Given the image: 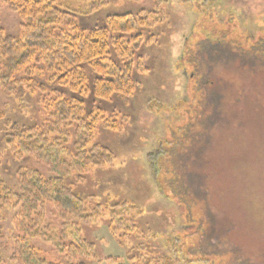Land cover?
<instances>
[{
  "label": "rangeland",
  "instance_id": "1",
  "mask_svg": "<svg viewBox=\"0 0 264 264\" xmlns=\"http://www.w3.org/2000/svg\"><path fill=\"white\" fill-rule=\"evenodd\" d=\"M5 1L0 0V26L15 35L19 18ZM63 2L59 9L85 29L128 11L155 20L151 32L142 30L152 39L136 52L145 69L136 74L138 84L130 95L106 99L91 90L71 93L47 80V74L34 79L42 89L32 83L34 91L23 96L13 97L0 86V111L22 124L41 119V97L54 91L81 99L86 111L117 114L112 129L98 120L94 136L115 159L87 173L76 188L97 201L109 196L138 205L140 227L121 237L104 216L95 224L79 222L81 235L94 248L75 259L85 264H264V0ZM208 107L212 116H204ZM2 127L0 118L2 181L14 183L23 165L52 175L44 163L7 151ZM157 143L164 154L154 173L146 154ZM41 210L42 230L30 242L49 262L72 259L61 251L72 215L52 201ZM16 212L8 206L0 212V253L6 264H18L10 259ZM143 243L151 249L147 262L132 257L136 249L145 254Z\"/></svg>",
  "mask_w": 264,
  "mask_h": 264
},
{
  "label": "trees",
  "instance_id": "2",
  "mask_svg": "<svg viewBox=\"0 0 264 264\" xmlns=\"http://www.w3.org/2000/svg\"><path fill=\"white\" fill-rule=\"evenodd\" d=\"M63 1H5L19 18V31L9 34L0 26L2 90L13 97L26 95V91H34L33 84L42 89L44 86L34 83V79L47 74V80H56L71 93L84 94L91 90L95 96L106 99L113 95H130L138 84L136 74L145 69L136 52L142 43L152 39L145 38L142 30L151 32L155 20L151 22L145 13L141 16L128 11L107 15L102 26L80 28L67 12L59 9L66 6ZM24 82H28L26 88L22 86ZM54 92V96L42 95L41 119L35 121L32 117V124L13 121L0 111L6 150L13 156L28 155L44 163L52 173L45 176L39 169L23 165L17 169L14 183L7 185L0 178V212L6 206L17 210L13 216L16 233L10 259L18 264H85L75 257L91 254L94 244L81 235L79 222L95 224L104 216L103 221L110 230L121 231L123 237L140 227L143 216L141 208L128 200L107 196L105 202L97 201L94 194L85 195L76 188L87 173L104 169L115 159L113 150L94 136L98 120L102 121L104 129H112L118 125L117 114L104 115L99 109L86 111L81 99ZM204 111V116H212L210 107ZM163 154L164 148L159 143L146 154L148 166L154 173ZM244 168L245 163H242L241 172ZM72 173V180L66 178ZM238 186L243 188L241 184ZM237 190L239 192L240 188L233 190L235 194ZM46 201H52L73 218L65 223L70 229L63 230L61 236V251L73 256L64 262L45 260L30 242V238L42 230L41 208ZM141 247L145 254L141 255L136 249L132 257L147 262L151 249L148 243L140 244ZM164 262L167 263V259ZM0 264H6L1 253Z\"/></svg>",
  "mask_w": 264,
  "mask_h": 264
}]
</instances>
